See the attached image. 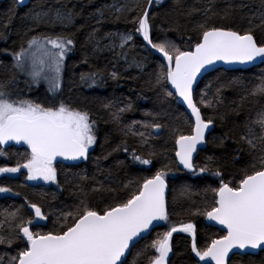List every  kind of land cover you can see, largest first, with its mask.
Segmentation results:
<instances>
[{"label": "snow or ice", "instance_id": "snow-or-ice-1", "mask_svg": "<svg viewBox=\"0 0 264 264\" xmlns=\"http://www.w3.org/2000/svg\"><path fill=\"white\" fill-rule=\"evenodd\" d=\"M215 0H209L214 3ZM23 3V0H19ZM162 0H133L129 5L112 4L109 11L115 14L117 20L121 18L133 25L127 32H108L102 37L99 30L93 29L88 34V43L92 54L95 56L104 51L113 54L119 61L123 59L129 67H143L142 63L131 55L134 40L137 35L142 36L147 46L159 53L166 64L159 66L156 73L155 84L165 90L166 96L179 97L191 109L195 117L191 134H180L175 139L177 150L175 157L185 169L196 173L193 163V153L197 145L206 143L205 133L213 124L209 118L205 120L200 108L193 99L194 84L202 70L221 61L226 64H251L259 60L264 63V41H257L254 32L257 28L264 29V12L249 18V27L243 31L222 26L209 25L211 8H205V20L198 22L193 31L198 33L194 45L189 50H181L174 42L165 39L162 42H153L151 32L156 16L151 12L153 4L160 5ZM103 17L104 12L97 10ZM198 11L189 9L188 15ZM134 13V15H133ZM217 13L213 12L212 15ZM76 13L72 10L49 9L36 12L32 16L35 26L41 24L61 28L72 26ZM228 10H224V17ZM258 20L259 23H254ZM101 21L98 20L97 23ZM30 28L28 31H34ZM0 38H3L0 35ZM191 40V37H189ZM107 41V43H102ZM75 48V40L71 34L39 33L29 36L20 46L19 51L12 53V74L7 79H0V145L9 142L25 144L30 149V155L23 164L15 167H0V174L18 173L21 168L27 169V179H43L46 182L57 183V169L54 162L58 157L64 160H87L89 149L96 143V120L86 109L76 108L63 101L58 104L45 106L41 103L23 99L17 87V74H23L29 79L25 82L31 86L44 81L48 90L57 93L61 90L65 60ZM87 64L88 60L84 59ZM108 77L113 80L120 79L117 71H111ZM103 72L90 70L80 74L81 81H90V87L97 84L98 79L103 80ZM171 85L173 91H168ZM211 87V85H207ZM219 94L222 89L217 88ZM264 97V75L248 90L247 95L241 97L243 102L248 96ZM206 107H211L210 102L201 99ZM111 111L114 123H119L122 114L133 110L131 102L123 107L115 106L112 102L104 105ZM239 115V106L233 110ZM151 116V113H145ZM136 124H142L144 129H155L156 133L164 127L156 118L151 123L133 121L125 129L126 134L138 135L142 144H148L152 133L133 132ZM245 133L241 141L245 142L251 150L259 149L256 162L251 165V171L245 170L234 186L232 182H224L219 170L212 174L220 177L218 188L212 189L214 199L209 210L204 215L210 221L226 230V234L217 239H212L203 248L198 246L196 225L182 223L179 227L171 225L168 231L158 234L145 249L132 253V248L143 238L142 234L148 233L154 227L155 221H168L166 203L167 172L158 170L151 178L143 179L135 192L125 200L108 205L102 210L90 206L85 197L83 187L79 195L81 199L77 205L67 210H60L58 217L59 227L46 232L33 231L30 226L40 227L39 221H47L49 216L42 212L41 207L35 203L27 206L34 210V217L24 219L21 208L5 210L0 220V245L11 248L17 241H22L24 246L16 250L15 255L4 253L0 255V264H139V258L148 249L153 250L147 256V264H170L172 253L173 234L177 232L188 233L191 236L190 251L199 258L197 264H230L232 255L252 254L243 250H264V108H261L252 119L244 123ZM223 144V140L220 141ZM119 146L114 149L118 151ZM124 151H128L126 143ZM6 153L0 148V156ZM111 155V153H109ZM155 155V152L149 154ZM107 159V156L104 157ZM132 159L142 165L152 163L151 158H144L133 153ZM212 158L210 157L209 160ZM207 165L199 169L200 173L208 171ZM81 180L87 179L81 176ZM103 183L93 192L102 191ZM12 189L0 187V193H9ZM16 195H20L16 193ZM7 225L9 235L3 234ZM14 233V235H12ZM237 250L234 252L233 250ZM132 256L131 261L129 256Z\"/></svg>", "mask_w": 264, "mask_h": 264}, {"label": "trees", "instance_id": "trees-1", "mask_svg": "<svg viewBox=\"0 0 264 264\" xmlns=\"http://www.w3.org/2000/svg\"><path fill=\"white\" fill-rule=\"evenodd\" d=\"M131 5L133 0H33L27 7L21 8L16 0L0 2V79H7L11 74L13 63L12 53L19 51L21 44L31 35L45 33L71 34L75 40V48L69 53L65 61L62 87L57 93H50L45 85L32 84L25 81L29 78L17 74L16 87L21 90L20 96L45 106L58 104L63 101L76 108L86 109L91 117L96 120V146L85 161L79 163L56 162L57 184L46 186L32 184L26 178V173L21 168L14 176L0 175V186L12 189V195H0V214L5 210L21 208L24 219L33 218L31 208L27 205L35 203L41 207L42 212L49 216L47 221H42L40 227L30 226L33 231L46 232L59 227L58 217L60 210H67L79 203L81 186L87 196V203L102 210L108 205L125 200L135 192L143 179L151 178L158 170L167 172L165 177L168 182L167 196L168 221L156 228L151 235L142 240L133 249L132 253L145 249L158 234L168 231L171 225L179 227L182 223H194L198 246L203 248L212 239H217L224 233L206 224L204 212L209 210L214 192L212 189L220 185V177L212 173L219 170L224 182H232L234 186L245 170L251 171V165L256 162L259 149L251 150L241 141L245 133L246 119H252L256 113L264 108V97L248 96V90L264 75V64L247 71L217 70L207 75L199 84L195 92V101L200 108L205 120H213V132L209 135L206 148L199 152L194 161L196 173H185L180 170L175 157V139L178 135H189L193 123L188 114L178 103L175 95H165V90L155 84L156 73L159 66L165 64L160 56L155 55L142 36L137 35L131 55L139 60L143 67H129L123 59L117 61L113 54L107 51L93 55L88 43V34L95 28L98 35L103 36L108 32H127L133 25L126 23L122 18L117 20L115 14L109 11L112 4ZM144 4V0H139ZM198 11L188 15L189 9ZM211 8L208 13L211 19L209 25L222 26L243 31L249 27V18L264 12V0H168L160 5L153 4L151 12L156 16L153 22L151 38L153 42H162L165 39L174 42L181 50H189L194 45L198 33L193 31L198 22L205 20L204 9ZM49 9L72 10L76 13L72 26L61 28L57 25L35 26L32 16L36 12ZM228 15L224 17V10ZM97 10L104 12L103 17ZM217 13L212 15V13ZM134 15V13H133ZM100 20V23L97 21ZM254 23H259L255 20ZM30 28L35 30L30 32ZM254 35L259 42L264 41V29L257 28ZM191 37V40H189ZM107 43V41H102ZM88 60L85 64L82 61ZM103 72V80L98 79L95 86H89L90 81H81L80 74L89 70ZM117 71L120 79L113 80L108 73ZM211 87H207V85ZM217 88L222 91L218 94ZM167 90L171 91L169 86ZM203 99L210 102L211 107L201 103ZM112 102L115 106L123 107L131 102L132 111L122 114L120 122L114 123L111 111L105 104ZM239 106V115L233 111ZM145 113H151L146 116ZM164 125L156 133L155 129H144L142 124L133 126L132 131L152 133L148 144H142L138 135L126 134V127L133 121L151 123L153 119ZM223 140V144L220 141ZM128 151H124V145ZM119 146L118 151H114ZM6 155L0 156V167H15L23 164L30 155V149L25 144L9 143L0 145ZM155 152V155L149 154ZM111 153V155H109ZM133 153L144 158H151L152 163L142 165L132 159ZM107 156V159L104 157ZM212 158L209 160V158ZM208 166L209 170L199 172L201 167ZM81 176L87 179L81 180ZM103 183L102 191L93 192ZM19 193L20 195H16ZM3 216L0 215V220ZM7 225L3 234L9 235ZM14 235V233L12 234ZM172 258L170 264H197L199 258L190 251L191 236L188 233L177 232L172 238ZM24 246L22 241H17L11 248L0 245V255L9 253L15 255L16 250ZM153 250L148 249L139 258V264H147V256ZM132 256H129L131 261ZM7 264V256L4 257ZM230 264H264V251L258 256L235 255Z\"/></svg>", "mask_w": 264, "mask_h": 264}, {"label": "water", "instance_id": "water-1", "mask_svg": "<svg viewBox=\"0 0 264 264\" xmlns=\"http://www.w3.org/2000/svg\"><path fill=\"white\" fill-rule=\"evenodd\" d=\"M4 1L5 0H0V2H4ZM16 1H17L18 5L21 8H23V7H27L33 0H23V3L22 4L19 3V0H16ZM162 1H168V0H162ZM149 48H150V46H149ZM152 50L155 53V55L161 57V55L159 53H156L154 49H152ZM164 63L166 64L167 62L164 61ZM262 64H264V63H261L259 60H257L256 62H253L251 64H226V63L221 62V61L216 62L214 65L209 66V68L207 70H202L201 74L197 77V82H196V84H194V91H193V99H194V102L196 103V101H195V92H196L199 84L201 83V81L207 75H209V74H211V73H213V72H215L217 70H220V69L226 70V71H247V70H250L252 68L258 67V66H260ZM168 86L171 89V91H173V93H174V89L171 88V85H168ZM177 98H178L179 105L185 109V111L187 112L188 116L190 117V119H191V121L193 123V127H194L195 117L192 116L191 109H189L187 107V105L185 103H183L182 100H180L179 97H177ZM212 132H213V126L211 125L210 128H209V130H207L206 133H205L206 142H207V139H208L209 135ZM205 148H206V143L201 144V145H197V151L193 153V163H194L195 159L197 158L199 152L202 151V150H204ZM176 149H177V147H176ZM176 159H177V163H178V166H179V168H180L181 171H183V172H191L190 170L185 169L183 167V165H180L179 164L178 158H176ZM57 160L64 161V162H69V163H71V162H77V161L64 160L63 158H60V157H58ZM37 180L38 181H44L43 179H37ZM168 192H169V187H168V184H167V189H166V203H167ZM10 193L11 192H9V193H3V194H5L6 196H8ZM32 213L34 214V210H32ZM39 222H41V221H39ZM162 222L163 221H155L154 222V227L150 228L148 233L142 234L143 238L139 239L138 240V243H136L135 246L137 244H139L142 240L148 238L151 235V233L162 224ZM206 223H207L208 226L214 227V228H216V229H218L221 232H223V233L226 234V230H224L222 226L216 224L215 221H210L206 217ZM233 251L236 252L237 250L234 249ZM243 251H245V252H249L250 251L252 254H244V255L237 254V255H240V256H246V255L258 256L264 250L257 249V250H243ZM233 256H235V255H232V253H230V257L232 258ZM171 258H172V253H170V261H171ZM201 264H204V262H201ZM208 264H214V262H208Z\"/></svg>", "mask_w": 264, "mask_h": 264}, {"label": "rangeland", "instance_id": "rangeland-1", "mask_svg": "<svg viewBox=\"0 0 264 264\" xmlns=\"http://www.w3.org/2000/svg\"><path fill=\"white\" fill-rule=\"evenodd\" d=\"M68 56H69V54H68ZM67 56V57H68ZM67 57H66V59H67ZM66 61V60H65ZM39 84H42V85H45L46 87H47V89H48V85H47V83H45L44 81H41ZM38 84V85H39ZM36 85V84H35ZM50 93H52V92H50ZM95 146H96V143L89 149V154L94 150V148H95ZM22 171H24L25 173H26V177H27V169H24L23 168V170ZM19 173V172H18ZM18 173H6V174H0V175H12V176H14V175H16V174H18ZM28 180V179H27ZM30 183H32V184H37L38 182L36 181V180H28ZM43 184H46V185H56L57 183H52V182H44Z\"/></svg>", "mask_w": 264, "mask_h": 264}]
</instances>
